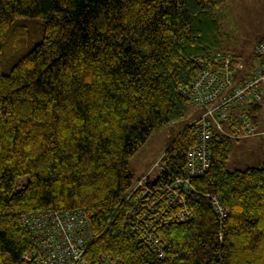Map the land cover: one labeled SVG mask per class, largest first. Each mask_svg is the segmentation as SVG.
Returning a JSON list of instances; mask_svg holds the SVG:
<instances>
[{
	"label": "trees",
	"instance_id": "trees-1",
	"mask_svg": "<svg viewBox=\"0 0 264 264\" xmlns=\"http://www.w3.org/2000/svg\"><path fill=\"white\" fill-rule=\"evenodd\" d=\"M226 2L0 0V264H21L32 252L24 218L74 210L87 218L83 259L90 263L104 257L124 264H264V164L228 170L233 141L240 139L215 127L206 143L208 169L181 192L189 219L154 230L163 258L131 233L127 217L141 177L130 172L129 160L154 131L193 107L180 89L199 71L194 55L220 51L216 32L207 29L218 27ZM37 21L41 38L23 50V29ZM256 59L264 64L253 48L238 80ZM263 107L246 109L263 132L254 136H264ZM195 119L169 144L148 187L186 177L188 153L198 144ZM162 207L159 201L149 213L150 225ZM143 209L144 203L135 216Z\"/></svg>",
	"mask_w": 264,
	"mask_h": 264
},
{
	"label": "built area",
	"instance_id": "built-area-1",
	"mask_svg": "<svg viewBox=\"0 0 264 264\" xmlns=\"http://www.w3.org/2000/svg\"><path fill=\"white\" fill-rule=\"evenodd\" d=\"M254 54L264 60V35L256 42ZM192 59L199 71L190 86L181 88L180 92L190 105L204 112L195 119L198 144L188 153L184 170L186 177L174 178L170 183L157 182L154 187H148L146 181L152 171L141 176L132 191L137 192V196L131 200V208L127 214L131 233L136 234L158 258L164 257V250L154 230L158 223L189 219L190 213L185 208L186 199L181 192L190 189L189 178L201 175L210 165L206 143L211 128L215 127L217 131L233 139L263 133L251 124L246 116V109L250 105L264 103V64L256 59L246 76L238 80L240 63L225 52L194 55ZM223 123L228 126V131L222 128ZM262 126L264 128V120ZM159 201L163 203V207L152 215L153 224L150 225L147 217ZM211 202L222 218L223 207L217 198L212 197ZM142 203L143 211L135 216V209ZM174 206L181 210L169 216L167 211ZM24 223L31 231L34 248L30 254L21 258V264H124L104 257H99L94 263L83 259L90 230L82 210L38 213L24 218Z\"/></svg>",
	"mask_w": 264,
	"mask_h": 264
},
{
	"label": "rangeland",
	"instance_id": "rangeland-1",
	"mask_svg": "<svg viewBox=\"0 0 264 264\" xmlns=\"http://www.w3.org/2000/svg\"><path fill=\"white\" fill-rule=\"evenodd\" d=\"M207 30L210 34L216 32L217 50L228 52L241 60L250 58L257 38L264 34V0H227L223 6L218 27L210 25ZM23 31L20 38L27 39L23 50H29L41 38L42 21L27 23ZM200 111L198 107L189 106L183 119L167 124L153 132L146 143L129 160V170L135 178L145 175L149 171H152L151 179H155L159 175L162 164L157 165V163L161 156L178 132L187 123L192 122ZM259 117L260 120H264V107ZM261 164H264V136L233 141V150L227 161L228 170H243Z\"/></svg>",
	"mask_w": 264,
	"mask_h": 264
},
{
	"label": "crops",
	"instance_id": "crops-1",
	"mask_svg": "<svg viewBox=\"0 0 264 264\" xmlns=\"http://www.w3.org/2000/svg\"><path fill=\"white\" fill-rule=\"evenodd\" d=\"M239 60H241V59H239ZM242 62L243 63H240V67H241V73L243 74L247 71L248 64H247V62H244L243 60H242ZM263 106H264V103H263Z\"/></svg>",
	"mask_w": 264,
	"mask_h": 264
}]
</instances>
